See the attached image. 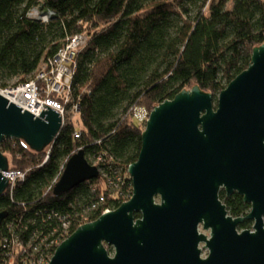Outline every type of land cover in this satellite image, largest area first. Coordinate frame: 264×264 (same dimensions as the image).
Instances as JSON below:
<instances>
[{
	"label": "trees",
	"instance_id": "obj_1",
	"mask_svg": "<svg viewBox=\"0 0 264 264\" xmlns=\"http://www.w3.org/2000/svg\"><path fill=\"white\" fill-rule=\"evenodd\" d=\"M0 0V87L35 79L75 34L87 42L75 55L72 77L79 106L42 151L5 138L0 151L23 180L0 194V264H45L65 237L105 208L132 194L127 173L137 160L143 127L134 109L148 112L196 84L216 95L247 68L264 43V0ZM33 6L50 9L44 23L27 17ZM78 136H75V133ZM83 149L99 176L60 194L52 192L68 158ZM48 158L45 160V157ZM104 200L97 208L92 204ZM218 197L228 214L250 207L236 192ZM139 215L135 214V217ZM264 218V216H263ZM244 220L240 230L251 225Z\"/></svg>",
	"mask_w": 264,
	"mask_h": 264
},
{
	"label": "water",
	"instance_id": "obj_2",
	"mask_svg": "<svg viewBox=\"0 0 264 264\" xmlns=\"http://www.w3.org/2000/svg\"><path fill=\"white\" fill-rule=\"evenodd\" d=\"M249 62L215 101L194 84L155 105L138 158L127 167L130 197L79 225L47 264H264V43L252 49ZM44 106L36 116L0 95V143L18 138L38 152L48 147L63 123L60 113ZM8 162L0 151V194L8 187L1 174ZM99 173L79 149L52 192ZM220 190L243 197L249 211L228 214ZM5 217L0 211V225ZM244 220L252 228L238 230ZM201 241L206 257L200 256Z\"/></svg>",
	"mask_w": 264,
	"mask_h": 264
},
{
	"label": "built area",
	"instance_id": "obj_3",
	"mask_svg": "<svg viewBox=\"0 0 264 264\" xmlns=\"http://www.w3.org/2000/svg\"><path fill=\"white\" fill-rule=\"evenodd\" d=\"M26 15L43 23L55 16L52 10L41 9L36 6L30 8ZM86 42L87 36L84 34L78 33L68 37L65 44L58 49L53 61L39 68L35 79H30L25 83L0 87V95L5 96L9 102L15 103L23 110H28L36 116L41 110H45L44 105H47L58 114L60 113L64 122L68 114L77 113L79 108L77 100L72 98L71 80L75 72V55L79 49L85 46ZM133 112L136 123L144 127L150 112L142 107H137ZM74 135L78 136V133L76 132ZM1 174L8 177L7 182L11 186H13L15 180L19 179L21 181L25 177V173H22L21 170H14L10 167L6 171H2ZM103 200L104 198L101 196L99 201L92 204L91 208H97ZM108 210L110 209L105 208L101 213Z\"/></svg>",
	"mask_w": 264,
	"mask_h": 264
},
{
	"label": "rangeland",
	"instance_id": "obj_4",
	"mask_svg": "<svg viewBox=\"0 0 264 264\" xmlns=\"http://www.w3.org/2000/svg\"><path fill=\"white\" fill-rule=\"evenodd\" d=\"M233 2H234V0H228V2L226 3V5H225V8L226 9H231L232 8V5H233ZM18 79V77H14L13 76V78H11L10 80H8L7 82H8V84L9 85H13V83L16 81ZM75 112L74 113H71V115L74 117L75 116ZM62 123H64L63 121H62ZM63 125V124H62ZM144 128V127H143ZM48 157H45V159H47ZM90 158V156H88V159ZM96 160L97 159H95L94 160V158L92 159L91 158V164H96L97 165V162H96ZM8 163H10V162H8ZM22 173H24V172H22ZM19 182V179L18 180H15L14 182H13V186H15V184H17ZM132 183V182H131ZM13 186H11V185H9L8 184V187H7V189H9L10 191H12V188H13ZM131 187H132V185H131ZM251 221V220H250ZM252 222V221H251ZM252 224H253V222L251 223V225L249 226V227H246L247 229H251L252 228ZM238 230H240V228H238ZM203 231V230H202ZM204 232V231H203ZM206 233V232H205ZM205 253V252H204Z\"/></svg>",
	"mask_w": 264,
	"mask_h": 264
},
{
	"label": "flooded vegetation",
	"instance_id": "obj_5",
	"mask_svg": "<svg viewBox=\"0 0 264 264\" xmlns=\"http://www.w3.org/2000/svg\"><path fill=\"white\" fill-rule=\"evenodd\" d=\"M137 215H139V214H137ZM198 230L201 231V232L204 231L203 233H204L205 235H209V232L203 230L201 225H199ZM202 230H203V231H202ZM205 232H206V233H205ZM198 249H200V256H201V257H206V256L208 255V254H207V253H208V249L205 247V243H203V241L199 242ZM204 252H205V253H204Z\"/></svg>",
	"mask_w": 264,
	"mask_h": 264
}]
</instances>
